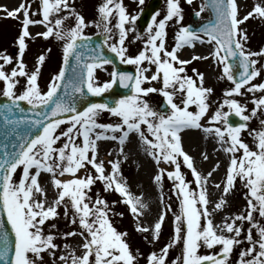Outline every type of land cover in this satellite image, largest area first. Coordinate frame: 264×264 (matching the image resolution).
Wrapping results in <instances>:
<instances>
[{"label": "snow or ice", "instance_id": "snow-or-ice-1", "mask_svg": "<svg viewBox=\"0 0 264 264\" xmlns=\"http://www.w3.org/2000/svg\"><path fill=\"white\" fill-rule=\"evenodd\" d=\"M186 2L192 4V0ZM138 3L143 5L144 0ZM204 7L211 9L214 18L194 28L182 23L181 0H166L162 18L153 14L141 35L136 28L139 13H129L123 0H103L98 19L92 21H86L76 9L75 0H22L11 10L0 5V11L9 18L19 19L22 14L15 55L0 50V95L5 98L0 102V116L5 136L12 138L11 148L4 144L0 156V213L6 215L12 234L10 237L0 219V264H139L141 258L145 264H232L236 248L240 250L235 264H264V119H259L264 116V79L254 82L264 77V47L258 51L247 48L245 28L250 18L264 19V0H258L243 15L240 0H204L201 11ZM194 14L200 16L199 11ZM170 24L177 29L171 50L166 44ZM89 25L100 30V42L93 43L86 34ZM30 26H43L45 30L36 36L54 38L62 44L63 65L51 76L46 90L39 83L45 55H39L32 70L24 60L27 39L35 38ZM133 32L137 35L132 42L142 40L143 46L136 54H129L126 41ZM197 44L209 47L207 55L180 58V49H194ZM105 46L123 64L134 65L135 73L113 67L111 79L100 83L96 70L113 63L105 55ZM208 59L221 68L219 78L232 85L218 103L211 101L214 90L204 85L205 74L196 68L188 73L194 60ZM153 66L155 71L148 75ZM117 81L131 94L111 101L86 102L89 94L100 96ZM153 82L160 86H152ZM153 93L163 97L161 108L167 111L155 109L146 99ZM249 94L253 107L245 115ZM213 103L216 107L210 112ZM190 106H195V111ZM105 111L113 122H99ZM230 113L242 122L230 123ZM254 117L259 119V126L249 129ZM192 129L211 137L218 145L214 151L228 155L223 184L212 182L219 161L205 173L185 151L182 134ZM244 130L253 136L254 147L242 139ZM130 134L138 137L156 165L153 180L160 186L163 209L150 225L142 223L147 205L142 196L131 192L121 168L127 160L125 145ZM102 140L117 143L115 152H109L114 159L107 162L98 159V142ZM203 158L207 159L206 152ZM182 166L190 171L191 180ZM81 170L84 175H79ZM44 175L48 180L42 184ZM165 178L176 197L175 209L171 203H164ZM237 178L247 189L245 207L214 224L213 214L226 206V196ZM98 182L101 189L92 194ZM49 184L54 189L51 199ZM210 187L221 192L216 202L210 199ZM110 192L120 199L108 201L104 194ZM117 204L127 206L136 231L152 244L159 240L171 213L170 241L146 256L139 249L133 252L127 231L114 226L112 218L124 215L115 210ZM61 207L70 226L67 231L47 223L61 218ZM76 236L81 238L79 254L67 242ZM58 238L66 242L61 246L55 242ZM174 246H180L181 252L169 259ZM201 248L207 251L201 253Z\"/></svg>", "mask_w": 264, "mask_h": 264}, {"label": "rangeland", "instance_id": "rangeland-1", "mask_svg": "<svg viewBox=\"0 0 264 264\" xmlns=\"http://www.w3.org/2000/svg\"><path fill=\"white\" fill-rule=\"evenodd\" d=\"M3 2H6L4 0H0ZM22 2V0H15L14 3L15 5H19ZM26 2V0H25ZM103 2V0H75V7L76 9L85 17L86 21H92V20H97L98 19V6ZM124 4L127 7V10L129 13L131 11L133 13H139L141 10L146 6V3L148 0H144L143 5H140L138 3V0H123ZM241 2V15L246 14L245 10H251V7L254 5V3L258 2V0H240ZM1 3V2H0ZM204 4V0H192V4L189 5L186 0H181V6L183 9V25L187 26L188 24H195L198 25L199 22H202L204 20H207L209 18L208 10L206 7H204V10L201 11V7ZM2 5L5 6H11L10 2L2 3ZM36 8V4H33V9ZM166 9V0H161L160 6L158 10L155 13H159V16L157 17L162 18V16L165 13ZM199 11L200 16L197 19V21H193L191 18L192 13H195ZM154 13V14H155ZM139 16V15H138ZM39 19L40 17L37 16L35 17ZM21 20H22V14L20 15L19 19L15 18H9L6 16V14L3 11H0V50H7L9 54L15 55L17 49L16 46V38L19 35V31L21 29ZM72 21L69 20L67 22L68 25H71ZM113 23H115V20H113ZM39 30L44 31L43 26H38ZM136 28L138 32L143 35L144 29H139L137 23H136ZM245 28L247 29V34L249 36V40L247 42L246 47L250 48L253 51H258L260 48L264 47V19L260 18H250L247 22H245ZM37 29L34 30L32 33V36L35 37L34 39L28 38L27 39V44L28 47L26 49L25 55H24V60L25 63L28 66L29 70H32L37 62V58L39 55L44 54L46 57L45 62L42 65L41 68V74L39 77V83L42 89L46 90V85L48 81L50 80L51 76L58 73L60 67H61V62H62V44L61 42L56 41L54 38H49L45 40L42 37L36 36V33L39 32ZM176 28L174 25H169L167 28V39H166V44L169 50L174 46L175 40V32ZM87 35H94V34H100V30L97 29L94 25H89V27L85 30ZM137 35L136 32L130 33L127 41H126V46L128 47L129 54H136L139 49L142 48L143 42L142 40H136L132 42L133 36ZM146 38V37H145ZM196 46L204 49L205 52L208 53L209 47L207 45L201 46L197 44ZM51 49L49 52L48 49ZM183 59H190L187 57H183ZM261 63H264V61H261ZM128 67L133 68L135 71V66L134 65H129L126 64ZM196 68L198 71L203 72L204 74L207 72L209 80H204V85L206 87H212L214 90L213 95L211 96V101L214 102H219L222 100L223 97V92L226 88L231 87V83L227 81L226 79H220L221 75V68L217 67L216 64L211 60L208 59L206 61L202 60H194L189 66H188V73H191V69ZM113 70V67L111 64L106 65L104 69H97L96 70V75L98 78V81L100 83H103L105 81H108L111 79V72ZM155 71V67H152V70L148 73V75H151V72ZM211 72L213 74L211 75ZM260 79H264V77L256 79L254 82H260ZM145 86H149L148 84H145ZM152 86L159 87L160 84L153 82ZM0 87H2V84H0ZM108 91V90H107ZM106 91V92H107ZM1 96V95H0ZM238 100H241L243 102V99L241 97H235ZM146 99L150 102L152 106H154L155 109L160 110V106L162 104V101H164L163 97L160 94H149ZM248 103H247V110L245 111V115L250 114V110L253 107V104L251 103V95L249 94L248 96ZM177 103H179V98L176 100ZM216 107V103H213L211 106V111H214ZM168 110V109H167ZM190 110L195 111V106H190ZM227 111V107L224 109ZM210 114V113H209ZM259 119H264V116L259 117ZM259 119L253 118L249 122V129H254L258 128L259 126ZM99 122L101 123H108V122H113V118H111L108 113L105 111L102 113V115L99 118ZM196 130V129H195ZM197 132H200L202 136L207 137V134L203 133L200 130H196ZM136 138V146L139 150H141V158L144 160H147V163L149 164V172H148V178L147 180L149 181L151 186V190L153 193V196L156 199V202L158 200V204L160 206V211L163 209V204L160 203V186L155 184L153 180V176L156 172V165L154 161L145 153L138 137L135 134H132ZM211 138V137H208ZM242 139L249 144L250 147H254V138L252 135H249V130H244L242 133ZM182 143H184L182 141ZM127 147V146H126ZM125 147V153L127 154V160L122 162L121 168L123 172V176L126 177L127 183L130 186L131 192L134 195H140L142 196V199L145 200L147 198V193L149 191V188L146 184L141 185L142 183H139L137 180L133 181L132 175L134 174V171L132 169V158L131 156L127 153V149ZM185 151H187L195 160V164L198 170H201L203 172H208L211 171L214 166H210V157L207 155V159L203 158V152L201 150L199 151V154H196V152H190L188 151V148L183 146ZM99 148V146H98ZM207 154V153H206ZM226 154V153H225ZM239 155V153H238ZM225 156L228 157L226 154ZM229 159V157H228ZM161 167H168L166 165L161 164ZM227 168V167H226ZM226 168H216L215 171L213 172L212 175V182L214 183H221L223 184L224 180L226 179ZM182 171H185L188 175L187 178L189 180L192 179L191 173L189 170L184 168L182 166ZM85 173L83 170L79 173V175H84ZM19 173L16 174V178L18 179ZM46 178V181L48 180V176L44 175ZM43 179H41L42 182ZM50 187V192L53 198V192L54 189ZM98 189H101V185L98 182L91 190L92 194H95ZM172 185L171 182L168 181L166 178L163 181V196H164V203H171L173 208H176V197L175 194L172 192ZM213 191L216 193L214 197L212 198H217L218 195H221V192L216 190L215 188L210 187L209 192ZM247 189L240 183L239 179L237 178L235 182V187L231 191L230 194L226 196L227 204L223 208L222 211L216 212L215 215L218 217L217 218V224L221 223L222 218L226 214H235L240 211H242L245 207L246 204V199H245V192ZM105 198L108 201H113V200H119L120 197L118 194L115 192H110V193H105ZM117 212H123L124 215L123 217L120 216H115L113 217V223L114 226L120 230V231H127L128 236H127V242L129 243L131 249L133 252H135L136 249H139L141 253H143L145 256L151 252V251H159L161 247H163L166 243H168L171 239L172 232H173V217L171 213H169L166 216V220L163 224L162 227V232L160 234L159 240L156 241L154 244L148 243L144 240V234L136 231L134 227V219L133 217L129 214L127 206L123 204H117L116 209ZM61 213V218L53 221H49L47 223H56L57 228L62 230V231H67L70 230V226L65 222L63 219V208L61 207L59 209ZM69 215H71V212H69ZM213 218V217H212ZM47 231V227L45 229ZM72 239H75L77 243L81 241V238L79 236H76L74 238H70L67 242L70 243ZM151 239V237L149 238ZM59 245H63L66 241L63 239H57L55 241ZM218 250V249H217ZM239 248L235 249V254L232 256V264H235L236 256L239 253ZM201 253H204L207 251L204 248L200 249ZM181 252V247L180 246H174L172 249H170L169 253V259H174L177 255H179ZM79 254V251H78ZM59 255V253H57ZM45 260H49V257L45 255ZM139 264H145V259L141 258L139 261Z\"/></svg>", "mask_w": 264, "mask_h": 264}, {"label": "bare ground", "instance_id": "bare-ground-1", "mask_svg": "<svg viewBox=\"0 0 264 264\" xmlns=\"http://www.w3.org/2000/svg\"><path fill=\"white\" fill-rule=\"evenodd\" d=\"M6 2H10L11 6H8L7 8L9 10L16 8L18 5H15L14 1L15 0H4ZM0 5H2L3 1H0ZM131 13H133L131 11ZM39 28L38 26H30V32L33 33L35 29ZM39 32H41L42 30L37 29ZM178 54L180 56V58L183 59V57H187V58H191L192 55L196 54V55H207V52L204 51V49L195 46V48H191L189 46H184L182 49H180L178 51ZM202 61H206V60H202ZM213 74V72H211V75ZM204 80H209L207 72L205 73V79ZM182 141L184 143L183 146H187L186 148H188V151L190 152H196V154H199L200 150L203 153H207V155H209L210 157V166H215L217 161H219V168H226L228 163H229V159L227 156H225L226 154L223 151H214V149L218 148V145L214 142V140L212 138H206L204 136L201 135L200 132H197L195 129L192 130H185L182 134ZM98 159H103L105 162H107L110 159H114V155H110L109 152L110 150L113 151V153L115 152V149L117 148V143L115 141H110V140H102L98 142ZM127 146V147H126ZM126 149H127V153L131 156L132 158V169L134 171V174L132 175V179L133 181H138L139 183L146 184L149 188L147 195V198L145 200H143V202L147 205L146 209L144 210L143 213V219H142V223L146 224V225H150L153 223L154 218L156 217L157 213L160 211V206L159 204L156 202L155 197L153 196L152 190H151V186L149 181L147 180L148 178V172H149V164L147 163V160H144L143 158H141V150H139L136 146V138L134 135L130 134L129 137V141L126 143L125 145ZM106 168L107 163H106ZM65 179L69 178V177H64ZM42 184L44 181H46L45 176L42 177ZM47 193H48V197L49 199L52 198L51 192H50V187L49 185H47ZM210 193H212V197H214V195L216 193H214L213 191H210ZM210 196L211 201L216 202L219 200L220 195L217 196V198H212ZM217 216L215 215V213L213 214V222L214 224H217ZM73 247L77 248V253L79 251L78 248V244L77 241L75 239H72L70 242Z\"/></svg>", "mask_w": 264, "mask_h": 264}, {"label": "water", "instance_id": "water-1", "mask_svg": "<svg viewBox=\"0 0 264 264\" xmlns=\"http://www.w3.org/2000/svg\"><path fill=\"white\" fill-rule=\"evenodd\" d=\"M160 2H161L160 0H150L149 1L148 5L143 10V12H142V14L140 16V21H139L140 29H144L146 27L147 23L150 21V18L152 16V14L158 9V7L160 5ZM207 9H208L209 15H210V19L209 20H211V19L214 18L213 17V13H212L210 8L207 7ZM192 18H193V20H197L198 19V17L195 14L192 15ZM209 20H206V21L200 23L198 26H194L192 24L190 26H192L194 28L195 27H199L201 24H203V23H205V22H207ZM102 39H103V37L102 36H98V35H95V36L91 37V40H92L93 43L100 42ZM104 52H105V55L109 56L113 60L112 64L116 68V70L125 71V72H133L130 69H125V67L121 64L119 58H117L114 53L107 52L105 47H104ZM62 65H63V63H62ZM119 94L124 96V95H129L131 93H130V89L125 88L124 86L120 85L119 81H117L115 83L110 95H102L101 94L100 96H93V95L89 94L86 97V102L87 103L103 102L106 98L111 101V100H114L115 97L117 95H119ZM4 100H5L4 97L0 98V102H3ZM22 106L25 107V108L28 107L26 102H22ZM81 106H83V104ZM162 110L166 111V108H164ZM17 114H19V113H17ZM229 122L232 123L233 125H235V124L240 123L242 121L240 120L239 117H236L235 114H230ZM3 129H4L3 119H2V116H0V156H2V154H3V151H4L3 145L4 144H8L9 148H11V139L12 138L11 137H6ZM0 219H2L4 221L5 228L9 231V234H10V237H11L12 236V234H11V226L7 223L6 215L3 214V213H0Z\"/></svg>", "mask_w": 264, "mask_h": 264}]
</instances>
